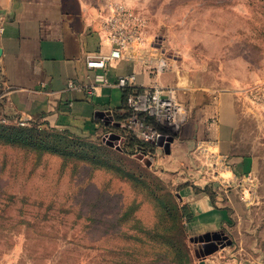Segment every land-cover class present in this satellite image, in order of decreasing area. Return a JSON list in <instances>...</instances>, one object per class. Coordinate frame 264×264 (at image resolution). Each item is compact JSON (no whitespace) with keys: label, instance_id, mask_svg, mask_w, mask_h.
Wrapping results in <instances>:
<instances>
[{"label":"rangeland","instance_id":"rangeland-1","mask_svg":"<svg viewBox=\"0 0 264 264\" xmlns=\"http://www.w3.org/2000/svg\"><path fill=\"white\" fill-rule=\"evenodd\" d=\"M105 1L146 19L149 54L156 50L172 64L163 72L240 90L250 110L241 115L239 150L260 144L259 186L252 172L235 177L215 147L172 143L167 154L159 145L167 138L133 146L132 136L110 125L21 126L8 119V126L34 128L59 151L0 142V264H264V108L246 93L264 83V0ZM186 123L169 134L173 142ZM187 186L229 207L230 222L210 233L216 239L192 241L199 236L182 218L179 198Z\"/></svg>","mask_w":264,"mask_h":264},{"label":"crops","instance_id":"crops-1","mask_svg":"<svg viewBox=\"0 0 264 264\" xmlns=\"http://www.w3.org/2000/svg\"><path fill=\"white\" fill-rule=\"evenodd\" d=\"M111 9L105 0H0V118L51 127L121 129L127 107L118 79L134 75L138 89L172 88L185 106L188 128L172 149L215 147L235 177L237 171L252 172L259 186L255 172L260 144L251 152L239 150L241 115L247 112L240 90L210 88L195 75L159 71L144 60L145 51L105 69L87 66L88 60L112 49L107 40ZM152 54L161 57L156 50ZM179 198L195 236L214 233L231 220L229 207L220 206L206 191L187 186Z\"/></svg>","mask_w":264,"mask_h":264},{"label":"built area","instance_id":"built-area-1","mask_svg":"<svg viewBox=\"0 0 264 264\" xmlns=\"http://www.w3.org/2000/svg\"><path fill=\"white\" fill-rule=\"evenodd\" d=\"M112 12L107 19V40L112 46L108 55L88 60L89 68L105 69L108 65L124 58L134 59L136 54L145 51L144 60L151 63L159 71L172 69L170 61L154 59L146 53L148 25L145 18L123 3L112 4ZM153 59V60H151ZM104 81V76H98ZM136 77L122 76L119 85L127 92L126 118L121 128L126 134L140 142H156L168 138L169 134L177 133L187 121L188 113L175 91L169 87L154 86L138 89L135 87ZM70 88L74 84L69 85ZM251 101L264 108V83H255L246 89ZM7 119L1 122L7 123ZM18 125L25 126L24 120Z\"/></svg>","mask_w":264,"mask_h":264},{"label":"trees","instance_id":"trees-1","mask_svg":"<svg viewBox=\"0 0 264 264\" xmlns=\"http://www.w3.org/2000/svg\"><path fill=\"white\" fill-rule=\"evenodd\" d=\"M127 92L125 93V102H126ZM127 107V104H126ZM127 109V108H126ZM126 118V115L122 117L123 121ZM30 124V123H29ZM123 132L125 130L121 128ZM34 128H23L21 126H8L7 124L0 121V142L4 144H10L12 146L22 147V148H30L33 146H41L48 149H52L55 152L59 151L57 147L51 145V141L44 139L41 137V134H36ZM130 145H137L139 143L144 145H149L151 142H140L136 139L130 140ZM140 144V145H141ZM152 144V143H151ZM183 217H187L188 221L191 219L190 214L185 206L182 208Z\"/></svg>","mask_w":264,"mask_h":264},{"label":"water","instance_id":"water-1","mask_svg":"<svg viewBox=\"0 0 264 264\" xmlns=\"http://www.w3.org/2000/svg\"><path fill=\"white\" fill-rule=\"evenodd\" d=\"M118 127H121V124L120 125H118ZM111 138H112V140H117V141H119L120 142V144H122V143H124V139L121 137V136H119V135H114V134H112L111 136H110ZM162 139V138H161ZM167 141H163V142H160V146H162V147H164V149H165V151H166V153L167 154H170L171 153V144L173 143V138H167L166 139ZM109 145L111 146V147H114L115 146V143L114 142H110L109 143ZM139 159H141V160H143V161H145V162H147V159L143 156V155H140L139 156ZM148 163V165L150 164L149 162H147ZM211 239H216L215 237H211L210 236V234H205L204 236H199V237H195V238H192V241H194V242H202V241H204V240H206V241H210ZM229 244H231V242H229ZM218 249H217V247L214 249V250H211V251H207V253H206V255H209V254H211V253H213V252H215V251H217ZM196 252H197V249H196Z\"/></svg>","mask_w":264,"mask_h":264}]
</instances>
